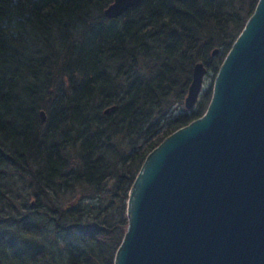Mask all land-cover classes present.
Instances as JSON below:
<instances>
[{"label":"trees","instance_id":"16d2710c","mask_svg":"<svg viewBox=\"0 0 264 264\" xmlns=\"http://www.w3.org/2000/svg\"><path fill=\"white\" fill-rule=\"evenodd\" d=\"M112 1L0 0V264H113L145 156L207 107L183 110L194 64L257 3Z\"/></svg>","mask_w":264,"mask_h":264},{"label":"water","instance_id":"95a60500","mask_svg":"<svg viewBox=\"0 0 264 264\" xmlns=\"http://www.w3.org/2000/svg\"><path fill=\"white\" fill-rule=\"evenodd\" d=\"M140 1L113 0L104 15ZM206 74L194 64L186 109ZM126 219L113 264H264V0L223 57L203 114L145 156Z\"/></svg>","mask_w":264,"mask_h":264},{"label":"rangeland","instance_id":"374dc122","mask_svg":"<svg viewBox=\"0 0 264 264\" xmlns=\"http://www.w3.org/2000/svg\"><path fill=\"white\" fill-rule=\"evenodd\" d=\"M221 64V63H220ZM216 72L213 71H208L207 74L204 76L203 78V84H202V88L201 91L199 93L198 99L195 102V104L193 105V107L191 109H186L185 107H183V110L186 111H191V110H195L196 106L198 104V102L200 101L201 96L208 90L210 91V97H211V93H212V85H213V80H214V76H215ZM210 100V98H209ZM208 105V104H207ZM206 109V108H205ZM205 111V110H204ZM175 113H177V111H175ZM203 114V113H202ZM140 168V167H139ZM139 170V169H138ZM138 172V171H137ZM137 174V173H136ZM136 176V175H135ZM127 201V200H126ZM125 217H126V208H125ZM126 223H127V219H126Z\"/></svg>","mask_w":264,"mask_h":264}]
</instances>
